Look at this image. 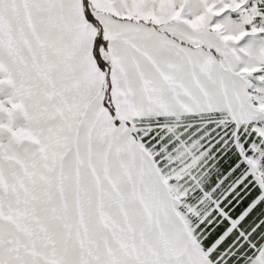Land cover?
<instances>
[{"label":"snow or ice","instance_id":"1","mask_svg":"<svg viewBox=\"0 0 264 264\" xmlns=\"http://www.w3.org/2000/svg\"><path fill=\"white\" fill-rule=\"evenodd\" d=\"M0 264H264V0H0Z\"/></svg>","mask_w":264,"mask_h":264},{"label":"trees","instance_id":"2","mask_svg":"<svg viewBox=\"0 0 264 264\" xmlns=\"http://www.w3.org/2000/svg\"><path fill=\"white\" fill-rule=\"evenodd\" d=\"M254 194H255V193H253V196H252V197H249L248 199H246V201L244 202L245 206H246V204H247L248 202H250V199L254 197Z\"/></svg>","mask_w":264,"mask_h":264}]
</instances>
